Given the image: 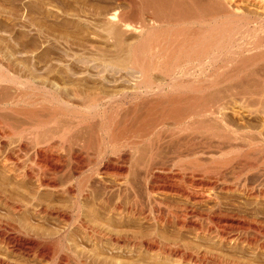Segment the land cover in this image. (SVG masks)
<instances>
[{"label":"bare ground","instance_id":"obj_1","mask_svg":"<svg viewBox=\"0 0 264 264\" xmlns=\"http://www.w3.org/2000/svg\"><path fill=\"white\" fill-rule=\"evenodd\" d=\"M112 1L116 4L113 8L98 9L92 13L91 24L86 18L81 20H84L85 26L89 21L93 33H98L102 40L110 44L107 53L111 51V60L119 65L132 63L138 67V78L131 87L122 85L118 89L104 86L89 89L84 86L81 89L74 82V75H30L24 72L25 66L20 63L14 67L11 56H3L8 61L7 65L0 64V171L6 174L3 180L18 179L21 184L22 181L34 180L39 188H51L56 192L60 188L72 193L75 191L69 180L73 176L66 179L63 175L67 168L72 171L70 174L83 169L80 155L85 144L77 143L78 140L87 143V146L96 145L102 148L101 151L111 147H127L129 149H124L126 151L120 156L122 165L115 163L119 157H111L110 161L108 157L106 163H96L93 168L90 167L89 176V182H95L103 192L116 190L112 212L119 214L125 210L124 214L130 218L121 223H126V226L132 220L145 223L151 217L157 227L163 225L173 226L179 231L189 230L198 239H205L213 232L224 244L238 240L239 243L244 242L248 249L258 251L259 256L260 253L264 254V209L252 212L249 206L252 213L248 215L244 207L241 211L238 207L230 210L221 205L222 201L218 200L216 194H206V191L218 187L222 193L238 192L244 199L259 200L264 204V0H206L204 9H200L204 14L197 11L199 7L195 9V0H145L141 10L138 8L136 13L129 12L128 8L127 12L125 5L123 7V4L130 9L137 7L139 3L136 0ZM50 3L46 4L44 14L58 16L60 10ZM32 6H24L26 9L21 11V15L15 9L0 6V32H13L14 26L21 23L24 27H33L31 29L37 32L38 38L43 37V29L36 27L35 20L32 22L28 18ZM189 8L194 13L185 15ZM207 20L213 23L209 24ZM176 24L180 26L173 29ZM130 33L133 37H127ZM93 50L101 57L108 55L103 49ZM141 50L148 54L144 55V59L139 55ZM206 67L216 70L207 73ZM152 72H159L164 81L153 80ZM124 102H132V105L124 113L122 122L118 123L114 111L108 113L107 109ZM36 105L46 113L47 120L36 118V111L33 110ZM136 105L142 106L143 111L140 108L141 112H137L139 107L136 109ZM99 113L105 115L99 116L98 124L90 121L92 124L85 126V121L77 120L79 116L95 118L94 114ZM59 114L66 115L63 122L59 120ZM166 121L173 126L171 138L176 136L171 144L175 152L171 153L172 156L176 155L181 161L190 156L196 157L184 164L193 170L190 176L166 173L167 156L164 151L158 150L161 135L156 137L158 143L137 149L138 141L148 136L149 130L144 129V124L160 128ZM80 122L86 127L85 130L88 128L87 132L81 129L83 126L79 125ZM78 125L83 134H80ZM161 134L164 136L163 132ZM56 136L59 141L55 143ZM135 137L138 140H134ZM57 147L61 151L67 149V155L56 154L54 150ZM206 148H211L210 156L214 152L225 156L220 164L214 166L211 171L213 176L209 177L203 174L206 171L209 173L206 169L209 167L205 165L206 168H203V163L198 159ZM131 150L139 153L136 159L133 158L134 161L130 157ZM255 154L259 156L258 160ZM129 157L137 167L131 173L132 178L125 175V164L130 162ZM66 161L69 165H65L68 167L63 171ZM60 173L61 181L59 177L57 179ZM154 176L160 178L162 183L151 181L150 178ZM108 177L111 181L106 179ZM84 190L82 198L86 195ZM123 190L131 193L126 200L123 198L125 201L121 200L124 195L121 197L119 193ZM10 194L0 188V205L6 213L31 209L28 203L23 205ZM79 202H74V211L81 210ZM53 206L43 205L34 208L33 212L41 217H55L64 221L66 212ZM163 209L167 211L165 214ZM80 218H77L80 230L86 235L90 234L92 240L98 238L111 247L127 246L130 251L139 249L181 264H246L243 260L241 262L207 248L190 246L181 240L163 239L156 231L148 230L146 233L124 229L115 233L110 231L111 228L104 230L98 227L97 223L96 226L88 225ZM0 222L11 233L17 234L19 231L11 222L3 219Z\"/></svg>","mask_w":264,"mask_h":264},{"label":"rangeland","instance_id":"obj_2","mask_svg":"<svg viewBox=\"0 0 264 264\" xmlns=\"http://www.w3.org/2000/svg\"><path fill=\"white\" fill-rule=\"evenodd\" d=\"M49 1L41 0L39 1V3H38V0L37 1L36 0H4V1L2 0L0 1V6H5L8 8L10 7L11 9H15L16 11L19 12V14L20 13L22 14L24 9H26L25 8L26 6L33 5L34 6V7L32 6L33 12L29 11L28 18H31L29 20L32 22L35 20L36 27L38 26L41 28V30L43 29L42 36L44 37V38L43 37L38 38L37 32L34 29L33 30L31 29L33 27H24L22 26L21 23H18V22H17L18 24L14 26L15 30L12 29L13 32L10 31L9 33L8 31L7 33L6 31L1 30L0 32V64L7 65L8 61H6V59H4L3 56H11L12 62L10 60L9 61L13 63L12 65L15 67L18 65V63H20V65H23V67L25 66L23 68L24 72L30 73V75L31 73L32 75L36 73L34 74L36 76L38 75L46 76V75H50V73L54 75L57 74L58 76L60 75L65 76L69 74L74 75L75 76L74 82L79 87H81V89H84L85 88L84 86H86V88L88 87L89 89L91 87L101 89L103 86L106 88L109 87L107 89H118V87H121L122 85L124 87H131L132 84L135 82V79L137 80L138 78L137 77V75H139L138 67L136 68V66H134V64L132 63L125 64L124 66L119 65L118 63H115L113 60H111L112 56H109V55H112V54H109L111 53V51L109 50V52L107 53V49L111 47L110 44L102 40L101 37L97 35L98 33L96 31H95L97 33L96 35L95 33H93V30H91V28L89 27V21L88 22L85 21L86 24L88 23L87 24L88 27L87 25L85 26V24H83L84 23L83 21L85 20L84 18H86V20L87 19L90 20V24H91V18L93 17L92 13H95V11H97L98 9L108 10L110 8H113V6H116L114 1L112 0H70V1L69 0H61V1L58 0L59 2H56L57 0H49ZM62 1L63 2L66 1V3L65 2L63 3ZM136 1H137L136 3H139V4L137 5V7H131L132 10L134 8L133 11L129 7H127L128 6L127 4H123V7L125 5L124 9L127 10L128 8L130 10L129 12H134V13H136V11L141 10L140 9L141 5H144L145 0H142V1L136 0ZM204 1L206 0L193 1V2H196L195 9L199 7L197 8L198 9L197 11L200 12V14L201 13L204 14V12L201 11L205 7ZM42 2H44L45 4H43ZM47 3L54 5L53 6L54 8L56 7L58 10H60V12L57 13L58 16L53 17V16H50L49 14H44L45 13L44 9ZM92 10L94 11L92 12ZM192 11L193 10L191 8L187 9V12L185 13V15H192L194 13ZM15 18H17V16ZM81 19H84V20L82 21ZM207 21H210V20H207ZM212 23H213L212 21L209 22V24H212ZM178 25L179 24L173 25L172 28L176 29L178 28ZM192 26L198 27L197 25H192ZM21 32L22 34L23 32L25 34V35L23 34V37H22ZM132 35L133 34L130 33L127 37H133ZM92 44L94 45V47H92L91 49ZM93 48L95 50L103 49L102 51L104 53H107L108 55L101 57L100 55H98V52L96 53L93 50ZM140 54H141L140 56L141 59H144V57L148 56V54H146V52H143V50L139 52V55ZM145 54L146 56H144ZM139 55L137 56L138 58H139ZM225 57L228 58L229 56H225ZM25 69L27 71H25ZM51 69L52 71H50ZM215 70H216L215 68L209 67L208 69V67H206L205 71L207 73H210V72L213 73ZM151 78L159 82L164 81V79H162V76L159 75V72L158 73L154 72ZM12 91L14 92V89ZM31 96L33 97V95ZM136 101L138 100L136 99ZM131 103L132 102H129V103L124 102L118 106L113 105V107H109L107 109V112L112 113V111H114V114H116L115 117L117 116L115 118L116 122L121 123L124 113L127 112V110L131 108V105H132ZM139 105H136V109L139 107L137 109V112L140 110V108L142 109V106H139ZM37 106L38 105H36V108L33 109L36 111L35 112L36 118L39 117L41 118V120H47L46 113H43L41 109L39 108V106L38 108ZM139 112H141V110ZM103 114L104 113L97 114L98 117L96 114H94L96 119L94 117L93 119L92 117H90V115H88V117L85 116L87 118V121L85 120V117L83 118V116H79L77 117V120L79 119L82 122L85 121L86 123L84 124L85 126L88 123L95 124L99 122V119H100L99 116ZM59 115H61V117ZM59 115H58L59 120H62L63 122V120H65L66 118L65 117L66 115H63V114H59ZM36 118L31 119L32 121L31 124L35 121ZM82 122H80L79 124L81 127L83 126ZM47 125L49 126V123ZM79 125L77 127L78 129L81 128V127L79 128ZM143 127L144 129L149 130L148 134H146L148 136H144L141 140L138 141L137 149L142 150L148 146H152L153 144L158 143L156 141V137L158 135H161L162 137H161V141L158 144L159 145L158 150L164 151L168 159L166 166H165L166 169L168 170L167 172L166 171L165 172L171 176H176V175H182L186 177L188 175L190 176L193 170L188 169L189 167L187 168V166L184 164L189 163L188 161H193V159L196 157L190 156L186 159L184 158V160L181 161L177 159L176 155L172 156V154H174L175 152L172 151L173 147L171 144L172 142L175 141V138H176L175 135L177 134H174L173 136L175 137L171 138L172 137L171 132L173 131L172 130L173 126L170 123V121L169 122L166 121L163 123V127H164V130H166V132L164 130H161L163 129L162 126H161L162 128L160 127L161 128L160 129L159 127H154L153 124L151 125L149 123L144 124ZM84 128L86 127L83 126L81 129H84ZM87 130L88 128L85 131L87 132ZM81 132L82 130L80 131V134ZM160 132L161 133L163 132L164 136ZM80 134L79 136L81 137ZM57 138L59 137L56 136L55 143L59 141V139ZM134 140H138V138L136 139L135 137ZM79 142H82L81 144H85L82 146V149H83V150L81 149L82 155H80V160H82L81 162L83 163L82 164L83 169H81L82 171H80L79 173L70 174V172L72 171L68 170V168L66 169V167L68 166L65 167V165H69V163H67L68 161H66L63 164L64 166L62 167V169H64L63 171H65V169L67 170L66 172L67 174L65 173L66 175L65 174L63 175L66 179L73 176L70 178L69 181L72 182L71 183L72 188H73V191H75L72 193L74 194L62 191L60 188L57 190L58 192H56L55 189L51 190V188H39L36 186L34 180L22 181V184H21V181H19L18 179L5 181L3 180L4 178L2 177L3 176L5 177L6 174L5 173L3 174L0 171V188L6 189L9 192V194L10 193L13 194V195L10 194L11 196H14L12 198H15V200L21 202V204L23 203V205H26L28 203L27 206L29 205L28 207L32 209V210L27 209L19 213H10L11 214L10 215L8 214V212L6 213L5 210L1 208V205H0V208H1L0 209V217H1L0 220L3 219L7 222H11L19 228V231L17 232V234L11 233L8 229L4 228L3 224L0 222V242H2L0 243V264H181L179 262L169 261L166 258H164L163 260V257H161V255L155 254L152 256L151 254H147L139 249H136V251H133V250L130 251L127 246L125 247L121 246L118 248L114 246L111 247V246L104 244V242H101L102 240L99 241L98 238H96L97 240L94 241L90 238V234L86 235V233H84L82 230L79 229L77 218H80V217H81L80 219L84 223H87L88 225L92 224L96 226V223H97L98 227H101L104 230H109L111 228L110 231H113L115 233H118L119 231H123L124 229L125 230L130 229V231H133V232H137V231L140 232L141 230V232L144 231L146 233H148L149 231L150 232L156 231V233H158L163 239L166 238V240L168 239L169 240L171 239L170 241H173V239L181 240L182 242L188 243L190 246L193 245L196 247L207 248L213 252L236 258L237 260H240L241 262L243 260L245 261L244 263L246 264H249V263L251 264L252 262H253L252 264H264V259H263L264 254L261 255L260 253V256H259L258 251L256 252V251H253L252 249H248L245 246L244 242L239 243L238 240H236L232 244H224L223 241H220L219 239H217V237L214 236L213 232L205 236V239H198L192 233H190L189 230L179 231L176 228L174 229L173 226L164 227L163 225L157 227L152 222L151 217L149 221L147 220L148 222L146 221L147 223L146 222L143 223V221L141 220H139V222L137 220H132L133 223L128 222V225L130 226L128 225L126 226V223H121L120 221H127V220L129 221L130 218L129 216H127V214H124L125 210H122V212L119 214L112 212V204L117 197L116 190L115 191L113 190L112 192H109V193L103 192L102 190H100L99 185L97 186L95 182L93 183L89 182L90 181L89 176L91 173L90 169L93 168L96 163L97 164H102L103 162L106 163L107 160L110 161L111 157L112 159L119 157L118 161H116L115 163L117 165L121 164L122 162L120 163L121 161L120 156L121 155L123 156L124 151H126L124 149H127V147L126 148H121V147H116V148L111 147L110 148L109 147L110 149H107L106 151L105 150L101 151L102 148H99L96 145L90 146L89 144L87 146V143H83L82 140H78L77 143ZM81 144H78V145H81ZM85 146H87L88 148ZM56 149L58 150V147ZM114 149L117 151V153ZM210 149L211 148H208V149L206 148L204 153L200 156V158H198L200 159L199 160L200 163L201 164L203 163V168H206V166L209 167V168H206L209 173H207V171L203 172V174L208 177L213 176V173L211 171H213V168L216 167V164L218 163L220 164V162L225 158V156L221 155L220 152H217V153L214 152V155L210 156L208 154ZM57 150H54L56 154L63 153L67 155L68 153L67 149L64 151H61L59 149L58 150L59 152ZM111 152H114V153H111ZM129 152H132L130 153L131 155L130 157L132 159L135 157L137 158L139 155V153H134L133 150ZM100 153L102 155H100ZM256 155L257 154H255V158L257 157L256 160H258L259 156L258 155L256 156ZM108 157L109 159H107ZM130 157L128 158V161L130 162L127 161L128 163L125 164V171L127 170L125 172V175L126 176L128 175L129 178H132L131 173L133 172L134 169H137V167L133 165L134 163L133 161L136 158L133 159L132 161ZM253 157H254V154H253ZM249 158L251 159L252 157H249ZM252 161H254V159ZM180 165L186 167L188 170L187 169L185 170V168L184 167L182 168V166ZM57 179L61 181L62 179L61 173L57 175ZM106 179L110 180L111 178L108 177ZM150 180L155 183L156 182L162 183V180L158 178L157 176L151 177ZM83 189H85L84 191L86 192V195H85L86 197L83 196L82 198L81 194L83 193ZM214 190L216 191L214 192ZM121 192H119L121 194V197L123 195L125 196L121 198L122 201H125L131 194L129 190L128 191L123 190L125 194H122L123 192L122 193ZM126 193H129V194H126ZM208 193L216 194L217 197H219L218 200L222 201L223 203L222 204L220 202L221 205H223L226 208H229L230 210H234V208L238 207L239 208V209L237 208L238 210L245 209L246 210L245 213L248 212L247 214L249 215V212L251 211L252 212L257 211V210L263 211L264 209V204L260 202L259 200L251 201L249 199H244V197H242V195L238 192H236V194L229 193V192L222 193L221 191H219L218 187H216L212 191L211 190L206 191V194ZM77 200L78 202L80 200L79 204L81 206L80 208L81 210L74 211L76 210L74 208V202ZM43 205L44 206L55 205L53 207H58V208L63 209V211L66 212L64 221H61L59 219L58 221L57 219H55V217L46 218V217H41L42 215H35L33 212V209L39 208ZM243 207L244 209H242ZM249 208L251 211L249 210ZM162 212L165 214L167 211L166 209H163ZM152 214L153 213H151L150 215ZM7 216L9 218H6ZM232 233H235V232H233L232 230ZM243 236L244 235H242V237ZM257 260L259 262H257ZM165 261L167 262L164 263Z\"/></svg>","mask_w":264,"mask_h":264}]
</instances>
